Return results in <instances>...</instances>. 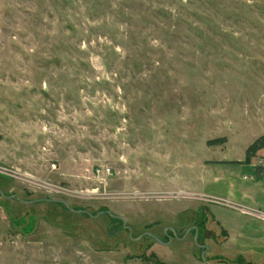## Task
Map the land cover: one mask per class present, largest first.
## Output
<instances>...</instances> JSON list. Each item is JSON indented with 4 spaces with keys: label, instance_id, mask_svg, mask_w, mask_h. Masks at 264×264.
I'll return each mask as SVG.
<instances>
[{
    "label": "rangeland",
    "instance_id": "1",
    "mask_svg": "<svg viewBox=\"0 0 264 264\" xmlns=\"http://www.w3.org/2000/svg\"><path fill=\"white\" fill-rule=\"evenodd\" d=\"M263 134L264 0H0V189L103 211L0 194V264H264Z\"/></svg>",
    "mask_w": 264,
    "mask_h": 264
},
{
    "label": "water",
    "instance_id": "2",
    "mask_svg": "<svg viewBox=\"0 0 264 264\" xmlns=\"http://www.w3.org/2000/svg\"><path fill=\"white\" fill-rule=\"evenodd\" d=\"M0 194L2 196H4L5 198H17L18 200H20L22 203H35V202H39V201H52V202H60V203H63L69 210L73 211V212H77V213H84V214H88L92 217H96L98 216V214H100L101 212L103 211H100L99 213L97 214H93L91 213L90 211H88L87 209H83V208H80V209H75L71 206L70 202L64 198H52V197H42V198H36V199H32V200H25L23 198H21L19 195H17L15 192L11 193L10 195H6L4 193V191L2 189H0ZM107 214H109L112 218H115V219H118V220H121L122 223H123V227L124 228H127L129 229V235L132 237V228L127 225V219L122 216V215H119V214H115L113 213L112 211L110 210H107L106 211ZM113 225V222H111L109 225H108V230L110 231V227ZM119 227H116L113 231L111 232H115L116 229H118ZM192 228H195V233H194V240H195V243L202 249L201 251V258L203 260V263L204 264H208V261L205 257V253L207 252V250L209 249V245L208 244H201V243H198V227L196 225H193L189 228H187V230L185 231V233L183 234V236H179L178 235V232L176 231V229L174 227H170V229L174 232V236L177 237L178 239H182V238H185L187 236V234L192 230ZM167 230V229H166ZM165 230V232H166ZM146 235H151L153 236L157 241L161 242V243H164V244H168L169 242L168 241H163L161 240L157 235L153 234L152 232L150 231H145L143 234H140L139 236L137 237H132L133 239L135 240H139L140 238H142L143 236H146ZM172 238V237H170Z\"/></svg>",
    "mask_w": 264,
    "mask_h": 264
},
{
    "label": "trees",
    "instance_id": "3",
    "mask_svg": "<svg viewBox=\"0 0 264 264\" xmlns=\"http://www.w3.org/2000/svg\"><path fill=\"white\" fill-rule=\"evenodd\" d=\"M218 141H220V140H209V143L210 144H212V143H218ZM262 149H264V134L263 135H261V136H259L258 138H256L250 145H249V147L247 148V150H246V158H245V160H244V163H250L251 162V160H252V158L254 157V156H256V154L258 153V151H260V150H262ZM16 200H18L17 198H16ZM20 203H21V201L20 200H18ZM45 202H47L48 204H50V205H59V206H62V205H64L63 203H60V202H52V201H45ZM65 206V205H64ZM63 206V207H64ZM64 209L65 210H68V211H70V212H73V211H71V210H69L66 206L64 207ZM76 209V208H75ZM77 209H79V208H77ZM74 213H77V212H74ZM80 214H82V213H80ZM84 214V213H83ZM88 215V214H87ZM90 216V215H89ZM178 232V231H177ZM179 234V233H178ZM148 236H151V235H148ZM151 237H153V236H151ZM154 238V237H153Z\"/></svg>",
    "mask_w": 264,
    "mask_h": 264
},
{
    "label": "built area",
    "instance_id": "4",
    "mask_svg": "<svg viewBox=\"0 0 264 264\" xmlns=\"http://www.w3.org/2000/svg\"><path fill=\"white\" fill-rule=\"evenodd\" d=\"M52 167H56V163L55 162H53L52 163ZM112 170H111V168L110 167H100V168H97V170H96V174L99 176V177H104V176H109V175H111L112 174V172H111Z\"/></svg>",
    "mask_w": 264,
    "mask_h": 264
},
{
    "label": "flooded vegetation",
    "instance_id": "5",
    "mask_svg": "<svg viewBox=\"0 0 264 264\" xmlns=\"http://www.w3.org/2000/svg\"><path fill=\"white\" fill-rule=\"evenodd\" d=\"M111 222H113V225H115V227H119L120 226V223H119V221L116 219V220H113V221H111ZM197 227H199L197 224H195ZM123 226V225H122ZM193 226V225H192ZM170 227L171 226H168L166 229H168V230H170L171 231V233L172 234H168V239L170 238V237H172V238H174V232L170 229ZM193 230H194V232H195V228H192ZM199 230V229H198ZM177 231V230H176ZM198 235H199V233H198Z\"/></svg>",
    "mask_w": 264,
    "mask_h": 264
}]
</instances>
